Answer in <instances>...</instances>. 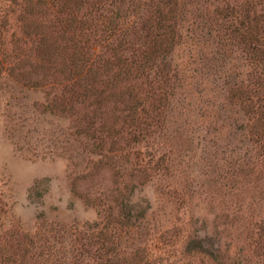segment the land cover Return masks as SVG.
<instances>
[{
  "label": "rangeland",
  "instance_id": "374dc122",
  "mask_svg": "<svg viewBox=\"0 0 264 264\" xmlns=\"http://www.w3.org/2000/svg\"><path fill=\"white\" fill-rule=\"evenodd\" d=\"M260 2L0 0V264H264Z\"/></svg>",
  "mask_w": 264,
  "mask_h": 264
},
{
  "label": "trees",
  "instance_id": "16d2710c",
  "mask_svg": "<svg viewBox=\"0 0 264 264\" xmlns=\"http://www.w3.org/2000/svg\"><path fill=\"white\" fill-rule=\"evenodd\" d=\"M66 3H70V0H65ZM261 7H264V0H260ZM232 8H230L231 10ZM236 13L234 11L233 15ZM238 30L241 33V37L245 39V41L250 43V49H252L253 52H258V47L254 44H260L261 39L264 38V9H257V7L254 8L250 7V5L247 8H244L240 14V18H238ZM236 76H230V80L235 81ZM241 79L240 75L237 76L236 87L239 90V93L243 96H245L246 101L249 102V110H254L253 107L255 106L254 98H257V94L249 95L248 92H246L242 86H239V80ZM229 85V82H228ZM258 103V102H257ZM261 113V112H260ZM264 115V114H263ZM264 120V119H263ZM262 125H264V121L261 122ZM260 127V126H259ZM255 128L258 129V126L255 125ZM262 128V127H261ZM264 129V128H263ZM258 133V134H257ZM256 133V137L260 140V144H264V134L261 135L260 131ZM263 139V140H261ZM191 246V245H190ZM201 250L198 251L202 253H206L207 255L213 257L215 251H209L205 250L204 246L200 244ZM217 254V253H216ZM215 254V255H216Z\"/></svg>",
  "mask_w": 264,
  "mask_h": 264
}]
</instances>
